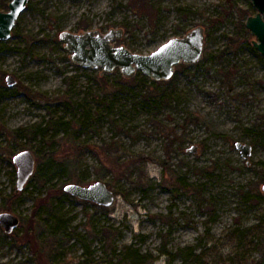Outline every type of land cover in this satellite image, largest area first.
<instances>
[{
  "label": "rangeland",
  "instance_id": "obj_1",
  "mask_svg": "<svg viewBox=\"0 0 264 264\" xmlns=\"http://www.w3.org/2000/svg\"><path fill=\"white\" fill-rule=\"evenodd\" d=\"M257 11L251 0H29L0 42V213L21 219L14 234L0 224V264H47L52 247L60 264H264V56L246 27ZM199 26L203 58L155 83L77 64L61 40L121 30L114 46L148 54ZM237 141L253 146L248 159ZM24 149L36 169L19 190ZM99 180L111 206L60 191Z\"/></svg>",
  "mask_w": 264,
  "mask_h": 264
},
{
  "label": "water",
  "instance_id": "obj_2",
  "mask_svg": "<svg viewBox=\"0 0 264 264\" xmlns=\"http://www.w3.org/2000/svg\"><path fill=\"white\" fill-rule=\"evenodd\" d=\"M29 0H11L7 11L0 9V42L11 37L13 28L22 11L27 8ZM258 11L248 16L246 27L257 37L254 46L264 56V0H251ZM122 37L121 30H110L102 33L89 30L83 33L64 31L61 40L71 52L72 60L84 67H102L103 73H111L119 68L125 77H134L141 72L153 80H169L175 73L177 64H194L204 56L205 32L202 26L192 29L184 36L172 37L148 54L132 51L125 45L114 46L113 41ZM7 84L14 86L16 78L9 74ZM243 158L248 159L253 153V146L242 141L236 142ZM197 147H191L196 151ZM17 166V188L22 190L36 169V155L32 150L19 151L13 158ZM249 163V161L247 162ZM65 191L80 199L103 206H111L116 194L104 181H96L89 185L68 183ZM264 191V185L262 187ZM21 219L11 212L0 213V224L7 233L19 227ZM47 264H58L51 262Z\"/></svg>",
  "mask_w": 264,
  "mask_h": 264
},
{
  "label": "trees",
  "instance_id": "obj_3",
  "mask_svg": "<svg viewBox=\"0 0 264 264\" xmlns=\"http://www.w3.org/2000/svg\"><path fill=\"white\" fill-rule=\"evenodd\" d=\"M11 0H3L2 1V6L3 7H6L7 9H9V2H10ZM140 73V72H139ZM146 76V75H145ZM148 78V77H147ZM151 79V78H150ZM152 80V82H156V80H153V79H151ZM61 194H65L66 192H65V189L64 188H62L61 190ZM260 193V192H259ZM67 194V193H66ZM248 196V198L250 199V200H252V196H250V195H247ZM84 202H88L87 200H84ZM47 204H49V205H51L50 203H47ZM14 232V231H13ZM12 232V233H13ZM14 234V233H13ZM56 251V248H54V247H52L51 249H50V253L48 254V261H49V263H51V262H56V263H58V264H60L59 263V260L58 259H56V255H55V252Z\"/></svg>",
  "mask_w": 264,
  "mask_h": 264
},
{
  "label": "flooded vegetation",
  "instance_id": "obj_4",
  "mask_svg": "<svg viewBox=\"0 0 264 264\" xmlns=\"http://www.w3.org/2000/svg\"><path fill=\"white\" fill-rule=\"evenodd\" d=\"M83 200V199H82ZM84 201V200H83Z\"/></svg>",
  "mask_w": 264,
  "mask_h": 264
}]
</instances>
